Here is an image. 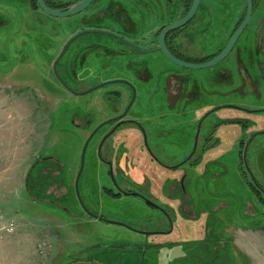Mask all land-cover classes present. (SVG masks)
Listing matches in <instances>:
<instances>
[{
  "label": "rangeland",
  "instance_id": "obj_1",
  "mask_svg": "<svg viewBox=\"0 0 264 264\" xmlns=\"http://www.w3.org/2000/svg\"><path fill=\"white\" fill-rule=\"evenodd\" d=\"M52 1L68 3L77 0ZM234 1L231 0V7ZM201 12L205 15L203 10ZM84 14L90 17L92 9L88 7ZM129 16L136 18L132 13ZM83 19L82 14L67 18L49 17L40 9L32 10L27 0H0V151L18 154L13 164L16 163V168L21 171L19 179L23 181L38 158H52L55 163L53 165L49 160L36 162L38 165L26 188L30 192L27 197L34 204L33 216L39 218L34 223L46 226L50 234L49 244L38 246L39 253H44L47 246L52 248L54 252L49 256V264H256L252 254L243 253L241 246L249 247L251 253L256 249L255 254L257 248L264 246V134L257 135L251 143L248 139L250 134L264 129V115L247 113L239 106L264 108L263 71L253 64L258 88L263 89L259 100L257 96L246 94L245 90L239 92L238 88L235 89L233 84L238 83L240 72L236 55L230 54L214 67L189 70L159 54L153 79L158 90L147 89L138 107L135 106V112L139 114L135 116L139 117L143 128L153 129L154 133L149 137L156 136L151 140L155 143L150 154L140 149L142 141L134 129L119 132L106 144L115 149L111 154L121 165L120 172L115 168L111 174L114 184L151 200L157 196L154 201L160 203L167 214L151 211L136 197L112 199L101 192V187L112 188L114 184L99 164L95 149L98 139L92 138L84 156L78 183L79 196L85 206L96 209L117 224L94 221L83 213L73 190L82 148L88 139L87 132L83 131L89 129L75 128L74 117H86L91 121V127L99 118L106 117V113L101 112L105 107L100 101L102 89L78 96L60 92L62 99L53 106L54 110L51 109L53 104L47 105V111L40 107V102L45 103L46 99L42 90L47 87L57 89L48 80L49 71H54L61 47L87 26ZM201 20L199 15L194 24ZM251 23L243 35L247 44L253 35H250L254 28ZM149 29L150 26L146 31ZM92 38L93 35L86 34L73 42L55 70L66 64L69 66L79 41ZM241 61L253 67L246 63L249 61L244 60V56ZM224 67L232 69L231 78L222 72ZM76 70L77 74L78 67ZM102 75L111 77L109 71L93 73L92 76L83 73L80 76L82 85L75 90L87 91L98 78L104 79ZM169 75L178 79L173 89L177 97L170 109L163 92V89L166 92L164 83ZM113 87L111 89H116ZM113 100L109 102L113 103ZM215 106L223 107L207 118L205 127L208 130L203 127L201 131L199 149L204 143V133L220 121L241 122L221 125L211 149L205 154L198 149L194 154L197 119L208 107ZM124 133L127 134L125 149L116 160L120 145L116 141ZM242 142L249 144V148L241 155ZM190 158L197 164L185 163ZM44 165L53 166L52 172L56 175L58 171V174L50 179L51 187L44 184L43 189H37L41 184L34 186L32 177ZM162 166H172L173 172ZM59 181L67 190L65 199L58 197L60 185L56 184ZM248 181L253 186L257 183L262 192L255 194ZM41 189H48L52 194L41 195ZM157 191L163 198L173 193L172 212L167 208L168 203L163 205ZM168 217L173 225L172 234L144 236L138 233L168 230ZM10 219L6 216V220ZM126 226L136 231L126 229ZM260 229L261 232H257ZM156 245L159 248L155 250Z\"/></svg>",
  "mask_w": 264,
  "mask_h": 264
},
{
  "label": "flooded vegetation",
  "instance_id": "obj_2",
  "mask_svg": "<svg viewBox=\"0 0 264 264\" xmlns=\"http://www.w3.org/2000/svg\"><path fill=\"white\" fill-rule=\"evenodd\" d=\"M33 1L35 2V0ZM44 1L49 7L54 6L51 8L65 9L79 0L68 3H61L60 1L52 0ZM27 2L32 10L39 9L38 7L33 6L32 0H27ZM234 3L235 4H233L231 7V0H200L193 18L185 25L173 30L165 36V45L173 54V57L185 63L195 64L209 62L216 58L224 50L228 41L243 23L246 17L247 1L235 0ZM250 3V19L241 35L231 47L225 59L230 54L236 55L237 57V63L238 67L240 68V72L238 83L233 84L235 89L238 88L237 91L239 92H241V90H245L246 94H249L252 97L257 96V99H259L263 89H260V87L258 88L257 74L254 73V65H257L256 69L258 68L264 73V0H250ZM191 4L192 0H92L88 6L92 9V14L90 17L88 14H84L88 8L83 13H81L84 18L83 21L87 26L79 30V33L74 36L76 38H72H74L73 42L77 41L80 37L86 34L93 35V38L91 40H86L85 42H78L76 53L73 55L72 59H70L71 61L69 60V66L66 64L63 65L60 70H55L60 60L67 52V49L57 62L55 60L56 65L54 67V71H49L50 76L48 80L51 85L55 86L58 90L47 86V88L42 90V92H44L43 98L46 96L45 103L44 101L43 103L40 102V107L42 110H44L45 107L47 111V105L52 104L53 105L51 109L54 110L53 106L58 104L60 98L62 99L60 92H67L71 95L78 96L93 93L95 91L99 92V89H102V92L100 93V101L104 103L105 107L101 112L104 114L106 113V117L99 118V121H95L92 127L91 121L86 117L75 115L74 119L76 121L75 128H83L84 130L85 128H89L88 130L83 131L85 133L87 132L86 135L89 139H87L85 143V145L87 144L86 149L88 142L92 138L98 139L97 146L95 148L98 161L103 167L105 176L108 178H111V174L115 171V168L118 170V172H120L121 165L119 162H115V159L111 154L113 151H115V149L111 146L107 147L106 142L112 138H115L116 134L119 132H123V130L127 129H134L138 131L142 141L140 149L150 154V149L155 143H152L151 140H155L156 136L149 137L150 133H154L152 131L153 129L148 127L151 130L148 131L143 128L139 122V117L135 116H139L138 112H135V106L138 107V103L141 101V96L147 89H152L154 92H157L158 90V85H156L153 79L155 78V68L158 66L157 61L160 57L159 54L162 55L160 51L155 50L158 48V38L161 30L164 27L181 20L188 13ZM201 10L205 12V15L202 14ZM131 13L136 15V18L129 16ZM199 15H201L202 20L198 22V24H194L195 19ZM220 15H222V17H220ZM250 23L254 25V28L251 30L250 35L252 33L253 35L249 37V43L247 44V40H245L246 36L243 35L248 29V25ZM149 26L150 29L146 31ZM69 40L70 39H68L67 42ZM66 43L61 47L59 55L63 51ZM59 55L56 57V59L59 57ZM241 56H244V60L249 61L246 63H250L251 65L254 64L253 67L247 66L244 61L242 62ZM225 59H223L220 63L224 62ZM257 59H259L258 62ZM77 67L79 72L76 74ZM231 70V68L224 67L222 72L224 75L226 74L228 78H231ZM108 71L111 77H104L102 75L104 79H99L97 76V82L94 81L92 85L88 87L87 91L75 90L79 84L82 85L80 76L83 73L87 72L90 76H92L93 73L103 74ZM70 78L72 80H70ZM166 79L167 82L165 80L164 84L167 85V89L166 92L163 89V92L165 94V103L170 109V107L173 106V101L177 97V93L173 92V89H175L174 85L178 79H175V77L170 75L169 78ZM151 81L154 83H151ZM112 87L116 89H111ZM55 90H57V93H55ZM102 95L104 96L102 97ZM111 99H114L113 103L109 102ZM223 106H215L211 108L208 107L197 119V122L199 123L195 133V145L192 149L194 154L199 149L198 140H201L199 137L202 134L201 131L203 130V127L208 130V128L205 127L206 122L208 121L207 118L210 115L217 113ZM225 107L228 106L225 105ZM239 108L240 110L247 113L264 115V108L248 109L247 106H239ZM132 110H134V112ZM48 117L49 116L47 114V118ZM240 122L241 121L237 120H230L227 122L222 120L214 125L210 131L204 133L202 140L204 143L202 146H200L199 150L203 154L209 150L212 145L211 143L216 140L218 131L220 129L219 127L221 125L226 123L229 125H237L240 124ZM259 134H264V129L250 134L248 138L250 143L253 141L252 139ZM126 135L127 134L124 133V135L118 138L116 141L120 144L117 149L116 160H118L119 153L125 149L124 139ZM246 145V143H241V155L245 149L247 151L249 148V144L247 146ZM48 160L51 161L53 165L55 164L52 161V158H49ZM48 160L38 158L30 166L27 171L29 174L27 173V177L24 178V193L22 191V196L25 197L26 205H28V209L26 210L28 213H33V209H35L34 204L27 197V195L30 193L28 189L26 190L28 187L27 185H29L30 176L38 165L36 162H48ZM151 161L154 163L155 160L151 158ZM185 163H188L189 165L197 164V162L192 158L186 160ZM52 167L53 166L51 165H44L35 172L32 177V184H34V186L41 184L37 187V189H40V187L43 189L44 184H49L51 187L52 184L50 185V179H53L58 174V171L56 175L55 172H52ZM162 168L169 172H173L172 166H162ZM130 169L132 172L134 171L133 168ZM98 170L100 169L98 168ZM81 173L82 169L80 171L79 168L74 181L73 190H75L78 203L82 208L83 213L92 218L94 221L109 223L105 222V220H109L106 219L103 214H100L99 211L94 208H88L84 205L83 199L79 196L78 192V183ZM39 177H42V180H39ZM62 181H59V184H55L57 186L60 185V188L57 190V193L59 194L58 197L65 199L68 197V193ZM111 181L113 182L112 178ZM143 181L145 182L144 177ZM248 184L250 188L254 189L255 194L257 192V195H259V193L262 192V188L257 183H255V186H253L254 184H252L251 181H248ZM42 189L41 195L45 196L52 194L48 189L45 191ZM87 190L89 192V188H87ZM100 190L112 199H120L122 196L136 197L138 200L145 203L151 211L155 213H161L163 215L167 214L165 211L166 209L163 208L160 203H156L154 201L156 200L157 196L153 197L154 200H151L134 193L132 190L123 189L122 187H119L115 184L112 186V188L101 187ZM156 195H158V191L156 192ZM54 196H56V194ZM36 199L40 200V198ZM36 199L33 200L36 201ZM160 199H163L162 203H168L167 208L172 212L173 193H171L170 196H167L166 198L160 197ZM163 205L166 204L164 203ZM98 208L99 206H97V209ZM166 221L169 228L168 230H164V232L138 233L144 236L170 235L173 233V225L169 217ZM125 228L128 230L131 229V231H136L130 226H126ZM153 248L156 250L159 248V246L156 245Z\"/></svg>",
  "mask_w": 264,
  "mask_h": 264
},
{
  "label": "crops",
  "instance_id": "obj_3",
  "mask_svg": "<svg viewBox=\"0 0 264 264\" xmlns=\"http://www.w3.org/2000/svg\"><path fill=\"white\" fill-rule=\"evenodd\" d=\"M17 155L0 151V207L4 215L17 223L14 234H0V264H49V256L54 251L47 246L44 253L40 254L38 246L41 243L49 244L50 234L46 226L34 223L39 220L33 216L35 209L33 213L26 212L28 205L22 196L23 180L19 179L21 171L16 168V163L13 164ZM241 248L243 253L252 254L256 264H264V246L257 248V254L256 249L251 253L249 247Z\"/></svg>",
  "mask_w": 264,
  "mask_h": 264
},
{
  "label": "water",
  "instance_id": "obj_4",
  "mask_svg": "<svg viewBox=\"0 0 264 264\" xmlns=\"http://www.w3.org/2000/svg\"><path fill=\"white\" fill-rule=\"evenodd\" d=\"M199 1L200 0H192V4H191V7H190L188 13L181 20L176 21L175 23H172V24L164 27L161 30V32L159 34V38H158V48L155 49V50L160 51L162 53V55L171 63H174L177 66H180V67H183V68H186L189 70H200V69H206V68L214 67L217 64H219L223 59H225V57L228 55L231 47L233 46V44L235 43L237 38L241 35L243 30L245 29V27H246V25L250 19L249 17H250V13H251L250 0H246L247 1V13H246V17H245L243 23L239 26V28L236 30V32L232 35V37L228 41L224 50L216 58H214L213 60H211L209 62L199 63V64L185 63V62H182V61L176 59L175 57H173V54L168 50V48L165 45V36L168 33L172 32L173 30L185 25L186 23H188L193 18L194 14L197 10V7L199 5ZM35 2H36L37 7L45 15L52 17V18H67V17H71V16H75V15L83 13L88 8V6L92 2V0H79L76 3H73L72 5L68 6L65 9L51 8L45 3L44 0H35ZM81 34H85V33H81ZM74 38H76V37H74ZM74 38L70 39L66 43V45L63 48V51L61 52L59 57L56 59V62L63 56L65 51L68 49L69 45L73 42ZM56 62L54 63V67L56 65ZM86 145L84 146L83 151H82V155H81L80 171H81L82 166H83ZM105 222H109L110 224H117V223L110 222L107 220H105ZM78 264H100V263H78Z\"/></svg>",
  "mask_w": 264,
  "mask_h": 264
},
{
  "label": "built area",
  "instance_id": "obj_5",
  "mask_svg": "<svg viewBox=\"0 0 264 264\" xmlns=\"http://www.w3.org/2000/svg\"><path fill=\"white\" fill-rule=\"evenodd\" d=\"M17 231V223L14 219L6 220L1 207H0V234L12 235Z\"/></svg>",
  "mask_w": 264,
  "mask_h": 264
},
{
  "label": "trees",
  "instance_id": "obj_6",
  "mask_svg": "<svg viewBox=\"0 0 264 264\" xmlns=\"http://www.w3.org/2000/svg\"><path fill=\"white\" fill-rule=\"evenodd\" d=\"M32 4H33L34 7H37L33 0H32ZM51 7H54V6H51Z\"/></svg>",
  "mask_w": 264,
  "mask_h": 264
}]
</instances>
